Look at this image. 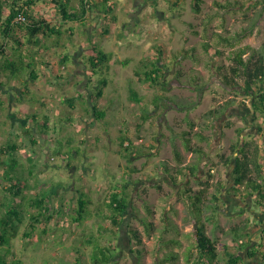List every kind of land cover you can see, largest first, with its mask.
Returning a JSON list of instances; mask_svg holds the SVG:
<instances>
[{
	"label": "rangeland",
	"instance_id": "1",
	"mask_svg": "<svg viewBox=\"0 0 264 264\" xmlns=\"http://www.w3.org/2000/svg\"><path fill=\"white\" fill-rule=\"evenodd\" d=\"M172 1L175 0H139V3L137 0H116L118 21L109 27L107 34H99L101 23L94 27L93 39L84 27L71 23L72 30L65 32L67 27L61 23L59 37H38L33 46L20 48L21 54H32L49 63L43 72L40 65L34 62L31 65L36 75L47 79V84L41 92L32 90L26 96L23 110L10 115L7 110L5 114L1 112V117L6 116L7 120L12 114L22 116V121L14 128L9 121L12 137L2 139L0 144L3 147L13 143L20 145L23 161H20L21 167L16 166L10 158L13 156L18 161L19 154L0 153V203L14 207V203L20 205V199L27 200L38 192L53 190L49 195L56 214L47 225H37L33 233L28 231L31 233L28 238L21 237L27 216H20L24 220L17 225V236L8 247L1 249L7 261L15 258L22 264H78L76 261L80 257V264H91L92 253L101 257L99 247L112 244L116 255L110 264H155L170 250L178 253V263L190 264L184 257L189 250H193L192 256H195L192 248L196 221L187 199L180 194L187 182H190V190L203 192L201 221L205 235L215 240L220 248L227 246L231 252L237 250L233 247L234 233L242 235L241 240L247 242L243 233L230 230L243 226L251 235V245L264 242V204L261 207L255 198L242 201L227 194L232 184V168L222 162L230 155L229 146L236 140L234 129L238 127L243 128V135L254 134L264 152V123L260 119L252 123L248 117L242 119L240 114L234 115L242 112L235 106L219 119L205 116L229 99L248 102V98L236 93V87L221 83L215 67L218 64L230 66L227 56L231 48L264 46V16L260 17L264 3L262 0H238L241 4L231 7L234 0H217L220 6L216 0H203L200 13H196L191 8L192 0H177L178 5L172 8L175 11L170 12L169 2ZM240 34L243 37L238 39ZM21 42L26 45L24 37ZM205 43L221 50L223 57L208 56L203 48ZM90 45L111 57L110 64L103 70L106 79L103 95L95 103L104 113V124L91 116L89 94L82 96L67 80L75 71L82 72V67H75L79 60L86 61ZM5 48L11 53L8 59H18L16 52L10 51L11 46ZM62 56H67L69 61L61 62ZM145 58V62L149 61L146 64ZM156 65L164 74L162 83H144L135 76V71H140L143 77L145 71ZM25 72L27 75L29 70ZM53 73H60L61 78L51 77ZM92 75L89 92L95 91V85L103 77ZM131 89L136 91L140 102L129 100ZM142 116L146 120L141 123ZM228 117H231L230 127L225 125ZM137 124H141L138 129ZM257 127L262 129L259 135ZM187 130H190L192 143L207 152L208 162L199 161L196 155L185 151L181 132ZM195 133L209 139L199 141ZM121 136H127L148 156L133 160L131 166L139 171L129 177L132 195L129 213L121 225L115 226L108 219L110 213L105 203L110 188L126 179L128 167L122 157ZM29 138L36 143H31ZM171 143L183 156L182 166L197 164L196 177L178 176L172 170L178 165ZM149 150H154V154L150 155ZM203 163L206 166L201 167ZM163 165L172 168L170 174L175 180L165 175ZM207 172L212 178L205 186L200 182L207 180ZM15 181L25 186L17 199L5 190ZM218 182L225 188L221 194L222 203H217L219 209L213 213L208 206L214 204L212 195ZM154 185H159V189ZM81 193H85V200H90V214L77 224L71 219L75 217L76 200ZM24 206L25 200L20 207L22 214ZM4 209L0 206V215ZM143 220L152 224L148 233L143 228ZM42 230H46V234L41 235ZM132 230L139 233L141 245L131 239ZM90 235L95 237L91 245L87 241ZM172 240L180 245L167 244ZM136 250H141L139 256ZM237 252L243 256L242 264L263 263L258 255L247 259L244 251Z\"/></svg>",
	"mask_w": 264,
	"mask_h": 264
},
{
	"label": "trees",
	"instance_id": "2",
	"mask_svg": "<svg viewBox=\"0 0 264 264\" xmlns=\"http://www.w3.org/2000/svg\"><path fill=\"white\" fill-rule=\"evenodd\" d=\"M0 0V58L3 71H8L11 75H19L23 70H29L28 76L31 80L37 78L35 70L31 69V65H34L35 55L21 54L19 51L23 46H33L36 43V39L41 37L43 39H51L54 36L59 37L61 35V30H59V25L52 24L51 19L57 17L58 21L64 25L68 22H78L84 23L92 19L91 15L97 12L95 19L97 23H101L100 28H102L101 34H107L109 32V27L115 25L118 21V17L115 14L116 1L115 0H49L53 5L55 10L53 16H39L30 13L33 9L37 0ZM203 0H192L191 8L193 12L200 13V6ZM264 3V0H262ZM231 7L235 4L240 5L238 0H234ZM5 4L8 8L7 12H4ZM169 11L174 12L172 9L178 5L177 0L169 2ZM216 4H218L216 0ZM220 6V4H218ZM244 8V7H243ZM261 15L264 16V4L261 6ZM94 11V12H93ZM22 16L23 20H16L18 16ZM72 30L71 27L67 28L65 32ZM244 35V34H243ZM219 36V35H218ZM24 37V45L21 39ZM220 37V36H219ZM238 39L243 36L240 34ZM221 41L230 42L229 39L220 38ZM10 43V51L14 50L18 59H8L6 57V48L4 44ZM91 44V42H89ZM13 45V46H12ZM230 47L233 45L230 44ZM204 51L209 55L215 57H223L224 53L217 48L209 45V43L203 44ZM89 56L85 58L87 64V69L90 75L100 74L104 75L103 70L106 69L111 57L109 54L103 52L95 46L90 45L88 48ZM186 53L185 50L182 51ZM24 55V56H23ZM228 57L230 66L218 64L215 69L219 75V80L224 86L236 87V93L240 94L242 97L248 98V102L243 100L236 101L233 99L226 100L217 110H209L205 116L213 119L221 118L225 112L230 107L240 108L242 112H237L234 115L240 114L242 119L248 117L252 123H256L260 119L264 123V46L255 49L248 45L242 47L231 48ZM29 59L28 62H24L23 59ZM148 59L151 57H147ZM144 62L146 61V59ZM64 60L61 62H68L69 58L67 56L63 57ZM33 60V61H32ZM46 67L49 63L46 61H41ZM149 61L145 62L148 63ZM135 76L139 81L144 83H150L157 85L162 81L164 74L162 73L159 66L154 67L148 71H145L144 76L141 77L140 71H135ZM98 84L94 87V92H90L87 99L91 102L90 113L95 121H101L102 124L105 123V117L102 110H99L96 106V101L100 99L103 95V89L106 86V79L104 76L98 80ZM162 83V82H161ZM82 96H80L81 98ZM129 100L132 102H140V97L135 90L131 89L129 91ZM72 106V105H70ZM227 118V127L231 124ZM146 120L145 116H142L141 123ZM191 129L193 125L191 122L188 123ZM41 125H46L42 123ZM141 127V124H137V129ZM236 140L232 142L229 146V157L222 159L225 165H231V176L232 184L227 194H233L234 197L245 201L248 197L255 198L256 203L263 207L264 204V152H261L259 144L256 143V136L252 133H247L243 135V128H235ZM256 134L259 135L262 132L260 127H257ZM195 136L199 141L205 142L209 138L201 133H195ZM31 143H36L33 138H29ZM181 140L183 142V147L186 152L196 155L197 158L202 160L206 157L207 152L201 146H195L192 143L190 130L181 132ZM120 146L123 152V156L126 161V179L123 182L115 183L107 193V201L105 203L106 208L109 210L108 219L113 225L119 226L122 224L123 219L129 213V207L131 202V192L129 177L132 176L134 172L139 171L134 166H131L133 160H138L140 158L148 156L146 151L138 150L135 144L128 139L127 136H121ZM154 150L156 149L153 146ZM172 154L174 161L177 163L173 169L165 165L162 166V170L170 179L175 180L174 176L171 175L170 170H174L176 175H188L191 178L197 176L198 166L197 164L185 165L183 164V156L181 155L179 149L174 143H171ZM6 149L7 153H13L16 151L14 146H8ZM154 150H149V154H154ZM5 150L0 151L4 153ZM11 161L14 165L18 166L19 161L16 158L11 157ZM130 165V166H129ZM129 171V172H128ZM185 173V174H184ZM31 174V173H30ZM207 180L200 182L208 185V179L212 178V175L207 172ZM190 182H187L186 186L181 190L180 194L187 199L189 208L193 213L194 221H196V229L194 232L195 244L194 257L192 256V251L189 250L185 253V262L190 264H242L243 256L237 251H244L247 259L260 257L264 264V242L258 243L256 245H251L250 234L245 232L246 226L243 228H232V232L243 233L245 238H248L247 242H243L242 235L239 233L233 234V247L237 249L235 252H231L227 246L217 245L215 240L210 239L205 235V227L201 221V205L203 204V192H194L188 187ZM25 186L22 182H13L8 186V190L14 198H19L22 194V189ZM154 188L159 189V185H154ZM225 187L217 183L216 191L212 195L213 205L208 206L215 213L218 211L217 203H222V190ZM6 190V188H5ZM51 192H38L34 197H29L25 200L26 207L23 208L25 211L22 214L23 201L19 200L20 205L14 203V207H6L5 204L0 203V206H4V211L0 215V264H22L21 260L13 258L10 261L5 259V255L1 253V249L8 247L10 241L15 238L18 234L17 225L23 222L20 216L25 218L27 216V225L25 226V232L21 234L22 238H28L31 233H33L38 227L37 225L49 223L52 217L56 214L51 205ZM85 193H81L76 200L75 217L71 220L74 223L81 224L85 216H88V205L90 200H85L83 196ZM19 207V210H18ZM59 207V206H58ZM20 211V212H18ZM149 211V210H148ZM264 215V213H263ZM16 219V220H15ZM15 220V222H14ZM143 228L146 233L152 228V224L149 222L142 221ZM44 228V227H43ZM28 231H31L28 232ZM245 232V233H244ZM131 239L137 244L141 245L142 240L139 233L135 230L131 231ZM46 234V230H42L41 233ZM39 234V235H40ZM93 235H90L87 239L88 244L91 245L93 240ZM168 243L173 244V246H179V242L176 240L168 241ZM98 246H96L97 249ZM104 249V250H103ZM102 250V251H101ZM102 256H97L96 252L91 254V264H110L113 263L116 252H114V246L108 244L106 247L100 246L98 249ZM106 251V254L104 253ZM141 250H136L138 256ZM223 252V254H222ZM79 259H81L79 257ZM79 259L76 263L80 264ZM113 261V262H112ZM155 264H182L178 263V253L170 250L165 252L160 258L159 262Z\"/></svg>",
	"mask_w": 264,
	"mask_h": 264
},
{
	"label": "crops",
	"instance_id": "3",
	"mask_svg": "<svg viewBox=\"0 0 264 264\" xmlns=\"http://www.w3.org/2000/svg\"><path fill=\"white\" fill-rule=\"evenodd\" d=\"M75 1L76 0H72V2H75ZM137 1L139 3V0H137ZM8 2H10V1L8 0ZM6 6H8V5L5 4L4 12L8 11V8ZM134 6H135V4H134ZM115 11H116V9H115ZM54 12H55V10L53 9V5L49 2V0H37L33 9L30 10V13H33L34 15L36 14L39 16H49V15L53 16ZM134 13H136V11ZM96 14H98V13L97 12L93 13V15H91L92 19L85 21L84 23L68 22L67 25H65V26L67 28H69V27H71V25H69V24L76 23V26L84 27L83 30L88 31L86 33L90 34V36H92L94 33H96V29L94 27L98 26V23L95 19ZM50 21L52 22V24H55V25L61 24L58 21L57 17H55V19H51ZM99 28H100V25H99ZM100 33L101 32H99V34ZM92 39H93V36H92ZM8 46H11V44L10 43L4 44V48L8 47ZM6 54H7V56H6L7 58L11 55V53L9 51H6ZM1 60H2V58H0V62H1ZM23 60H24V62L29 61V59H27V58H25ZM41 61H46V60H43V59L41 60L40 58L37 59V57H36L34 63L40 65L41 66L40 71L43 72L42 69L46 68V66L44 64H42ZM72 62L74 63V59ZM85 63H86V61L84 62L83 60H79L78 66H76L75 68H78L79 66L82 67V69H83L82 72L75 71L73 74L68 75V77H67V80L72 82V84L70 86L72 88L76 87L77 92L82 93L83 94L82 96L90 93L87 89L90 86V84L92 82V78H93V75H90V73L87 69V64H85ZM108 64H110V62ZM62 68H64V66H62ZM25 73H26L25 70H23L22 73H20L19 75H11V74H9L8 71H3L2 67L0 66V141L2 139H6L7 137L8 138L12 137V133L10 132V128H11L10 122L14 128L19 121L20 122L22 121V116L16 115V114L15 115L12 114L11 118L9 117V120H7L6 116L1 117V112H2V114H5V111L7 110L8 115H10V113H12L13 111L17 112V110H21L23 108V106L25 105L26 96L29 95L32 90L33 91L36 90V91L41 92V89L44 88V86L47 84V82L45 81V80H47L46 78L42 80L40 78V75H37L36 79L31 80L30 77L28 76V73H27V75H25ZM50 76L55 77V78H59V79L61 78L60 73L59 74L53 73ZM86 90H87V92L85 93ZM32 117L35 118V115H33ZM23 124L26 125L27 123H23ZM10 146H14L16 149V151L13 152L10 156L19 154L18 161H19L20 165H18V166L21 167L22 164L20 163V161H23L21 159L22 156L20 155L21 146L16 144V143H13ZM7 147H8V145L6 147H3L2 144H0V151L3 152V150H5L4 153L6 154L8 151L6 149H3V148H7ZM206 157H208L207 154H206ZM206 157L203 158L202 162H204V163L208 162L207 161L208 158H206ZM204 163L201 164L202 165L201 167L206 166ZM6 190H8V188H6Z\"/></svg>",
	"mask_w": 264,
	"mask_h": 264
},
{
	"label": "built area",
	"instance_id": "4",
	"mask_svg": "<svg viewBox=\"0 0 264 264\" xmlns=\"http://www.w3.org/2000/svg\"><path fill=\"white\" fill-rule=\"evenodd\" d=\"M16 20H23V17L19 15Z\"/></svg>",
	"mask_w": 264,
	"mask_h": 264
},
{
	"label": "flooded vegetation",
	"instance_id": "5",
	"mask_svg": "<svg viewBox=\"0 0 264 264\" xmlns=\"http://www.w3.org/2000/svg\"><path fill=\"white\" fill-rule=\"evenodd\" d=\"M133 16H131V18H132Z\"/></svg>",
	"mask_w": 264,
	"mask_h": 264
}]
</instances>
